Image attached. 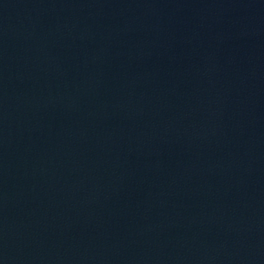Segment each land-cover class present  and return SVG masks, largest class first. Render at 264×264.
<instances>
[{
  "label": "water",
  "instance_id": "1",
  "mask_svg": "<svg viewBox=\"0 0 264 264\" xmlns=\"http://www.w3.org/2000/svg\"><path fill=\"white\" fill-rule=\"evenodd\" d=\"M0 264H264V0H0Z\"/></svg>",
  "mask_w": 264,
  "mask_h": 264
}]
</instances>
